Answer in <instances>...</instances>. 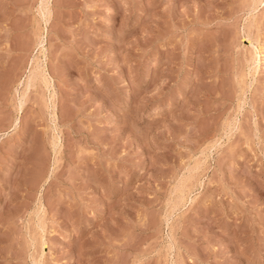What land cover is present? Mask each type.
I'll return each instance as SVG.
<instances>
[{
  "label": "rangeland",
  "instance_id": "rangeland-1",
  "mask_svg": "<svg viewBox=\"0 0 264 264\" xmlns=\"http://www.w3.org/2000/svg\"><path fill=\"white\" fill-rule=\"evenodd\" d=\"M0 264H264V0H0Z\"/></svg>",
  "mask_w": 264,
  "mask_h": 264
},
{
  "label": "bare ground",
  "instance_id": "bare-ground-1",
  "mask_svg": "<svg viewBox=\"0 0 264 264\" xmlns=\"http://www.w3.org/2000/svg\"><path fill=\"white\" fill-rule=\"evenodd\" d=\"M43 3H44V2H43ZM45 3H46V2H45ZM45 3H44V4H45ZM43 6H45V5H42V7H43ZM44 8H45V7H44ZM44 8H43V9H44ZM39 10H40V9H39ZM43 11H44V10H43Z\"/></svg>",
  "mask_w": 264,
  "mask_h": 264
}]
</instances>
